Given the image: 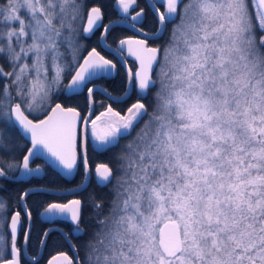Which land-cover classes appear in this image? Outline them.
Segmentation results:
<instances>
[{
  "label": "snow or ice",
  "instance_id": "1",
  "mask_svg": "<svg viewBox=\"0 0 264 264\" xmlns=\"http://www.w3.org/2000/svg\"><path fill=\"white\" fill-rule=\"evenodd\" d=\"M137 3L117 0L124 20ZM154 11V33L142 27L141 9L129 25L139 37L118 38L110 46L101 35L115 61L138 62V70L129 67L127 86L139 98L123 114L109 103L93 119L96 92L122 102L93 84L117 69L85 42L101 27V6L87 0H0V264H41L57 231L70 243L67 232L49 227L29 256L27 197L54 192L47 185L29 187L10 205L8 186L43 176V168L32 167L36 158L68 178L82 167L87 181L93 175L90 142L94 150L112 152L109 163L94 169L108 193L41 203L42 220L70 221L74 234L86 237L70 244L71 257L60 252L46 264H264V115L258 107L250 122H242L237 101L221 91L232 87L229 65L238 51L255 67L252 80L264 97V0H185L182 7L180 0H166V13ZM176 17L169 39L153 45ZM85 88L87 114L72 103ZM226 114L236 119L225 123ZM20 207L23 214L13 211ZM86 207L92 227L81 233ZM157 209L179 238L170 254L162 253L152 235Z\"/></svg>",
  "mask_w": 264,
  "mask_h": 264
},
{
  "label": "flooded vegetation",
  "instance_id": "2",
  "mask_svg": "<svg viewBox=\"0 0 264 264\" xmlns=\"http://www.w3.org/2000/svg\"><path fill=\"white\" fill-rule=\"evenodd\" d=\"M117 0H113L111 2V6H106L107 8H103L102 9V21H101V27H99L98 29L95 30L94 34L91 36L90 39H87L88 43V49L90 50L91 47H96L97 50L99 52H101V54L105 55L107 58L109 59H113L115 61V57H113L107 50H105L101 43H100V37L103 33L104 27L113 21H121L124 22L126 24H130L131 23V15H135L136 12L140 11L141 9H144L145 15L143 17V21H142V27L146 30H148L150 33H154L155 31H157L158 25H157V15L156 13L153 11V9L151 8V6L149 5V3L147 2V0H138V3L136 6H134L133 8L130 9V13L131 15H129L127 17V20H124V16L125 14L122 12V10L119 8L118 9L115 8V3ZM185 2V0H180L181 3V7L183 6V3ZM155 7H159L161 12H165V6L164 4L160 3V2H153ZM109 11V12H108ZM108 12V13H107ZM86 20V18H85ZM179 23V17H176L175 19H173L171 22L167 23L164 31L162 32V34L158 37L155 38L151 41V43L153 45H160L163 44L165 41H167L169 39V34L171 29L173 28L174 24ZM85 24V21L84 23ZM107 44L110 46H115L116 42L118 40V38H128V37H133V38H137L139 37V35L134 32L131 31L129 28H127L126 26H122V25H118L115 26L113 28H111L107 35ZM86 55V52H85ZM130 63L127 65V68L129 70V67L132 68L133 71H135L137 69V64L135 61L129 59ZM117 63V69L115 71V74L110 77V78H105V77H101L96 79L93 84L94 85H100L102 88H107L109 90H111V92L113 93V95L116 96H120L122 94L125 93V91L127 90V70L125 68L124 65H121L119 63V61H115ZM157 71V66L154 69L153 72V76H155ZM121 75H124L125 78V86L121 88L120 86V77ZM93 84H89L88 87H91ZM87 88L85 89V92H83L80 96H84L87 97ZM115 92H118L117 94ZM151 92H149L147 94V96L144 98H148ZM79 96V95H77ZM96 96V100H97V104H96V112L95 114L92 116V118H95V115H98L99 112L101 110H103V108H106L108 106L109 103H111V101L105 99L104 95L101 92H96L95 93ZM139 98V92L136 90L135 87H132V91L131 94L129 95V97L120 102H113L116 104V107H114V105L112 104V106L114 107V109L119 110L120 112L125 110L126 105L129 103L130 100H132L131 104L136 102ZM143 99V100H144ZM103 102V107L101 106L100 102ZM130 104V105H131ZM129 105V106H130ZM120 107V108H118ZM85 114H87V108L84 109L83 111ZM91 126L89 125V128ZM82 128V126H81ZM104 152V151H103ZM99 150H94L91 147V142L89 143V151H88V158L91 162L92 168H93V175L92 177L89 178V183L93 182L95 183L97 186L102 187L100 185L97 184L96 178H95V174H94V169L95 166L99 163H102L99 159L100 155L103 153ZM36 166H40L41 168L44 169L45 174L41 177V178H35L32 177L31 179L28 180V182L24 183V182H18V183H23V187L29 188V187H33V186H43L46 184H43V181L45 180L46 183L48 180H58V179H62L64 181V184L62 186H60L61 188H52L53 190H66V189H73L78 187L84 180V176H83V168L81 167V169L79 171H77L75 173L74 178L71 181H66L65 179L61 178V176L54 172L51 168H49L42 160L40 159H35L33 161L32 167H36ZM66 181V182H65ZM75 181H81V183H77ZM65 183H68V185H66ZM88 183V185H89ZM49 184V183H48ZM47 184V185H48ZM87 185V186H88ZM84 188L83 190L73 193V194H69V195H51V194H42V195H47L49 197V201L48 202H64L67 203L68 201H70L71 199L74 198H79L82 200H85V190L87 189ZM24 189V190H25ZM41 194H34L33 196L30 195L27 198V202L31 207V212H32V236H31V242L29 243V245L27 246L26 252L27 254L30 256L33 253L36 252V248H35V244L37 239L39 238V236L42 234V232L49 228V227H54V228H58L60 230H63L65 232H67L69 234L68 239L70 243H66L63 239V237L60 235V232H54L50 237H49V242L47 247L43 250V259L41 261V264H46L47 259L51 258V255H57L60 252H64L66 254H68L70 257L73 255L74 252V248L71 245H80L82 243V241L85 239L84 235H77L74 234L73 229L74 226L70 223V222H65V221H54V222H45L42 221L40 218V213L43 211V208L40 207L41 204H39V202L37 200L40 199ZM39 204V205H38ZM36 208H38V212L36 211ZM15 210H19L21 211V213H24V209L22 207H20L19 209H14ZM86 208H85V213H86ZM86 215V214H85ZM87 228L85 223L84 225L81 227V233L84 232V229ZM23 240V233L21 232V242Z\"/></svg>",
  "mask_w": 264,
  "mask_h": 264
},
{
  "label": "rangeland",
  "instance_id": "3",
  "mask_svg": "<svg viewBox=\"0 0 264 264\" xmlns=\"http://www.w3.org/2000/svg\"><path fill=\"white\" fill-rule=\"evenodd\" d=\"M86 16L84 17L83 23L85 21ZM221 22L224 25V34L225 36L229 35V28L230 25L227 22V17H222ZM233 62L229 65V78L232 81V87L225 86L221 89L222 92H227L231 94L233 99L237 101L236 106L239 108V112L237 113V116L240 118L241 116L245 121L250 122L251 119V112L253 111L251 107L256 108V106H252L251 100L254 96L260 97V100L264 97H262L256 87V84L253 82L252 77L257 75V71L253 65H249L246 63V61L240 56V53L238 51L232 52ZM238 61V62H237ZM67 81H65L66 83ZM249 83H252L251 89H255L253 91H250ZM257 91V92H255ZM257 93V94H255ZM214 103L218 104L221 108H223V104L220 101H214ZM257 105V104H256ZM251 106V107H250ZM126 110V109H125ZM124 111L121 113L123 114ZM236 117L231 116L230 114H226L224 117L225 123H231L230 119H235ZM14 210V209H13ZM158 212V219L159 224L157 225L156 229H151L152 235L156 237V245H157V233L158 228L161 223L166 221V218ZM10 219V218H9ZM152 224H156L155 220L151 221ZM158 247V245H157Z\"/></svg>",
  "mask_w": 264,
  "mask_h": 264
},
{
  "label": "trees",
  "instance_id": "4",
  "mask_svg": "<svg viewBox=\"0 0 264 264\" xmlns=\"http://www.w3.org/2000/svg\"><path fill=\"white\" fill-rule=\"evenodd\" d=\"M112 1L113 0H87L88 4L90 6L91 5H99V6H101V9H103V8L106 9L107 8L106 6H109L110 7L111 6L110 4H111ZM85 42H86L87 46H88V43H90V42H87V41H85ZM120 78H121L120 79V81H121L120 82V86L122 88V87L125 86V78H124V75H121ZM249 90L250 91H253L255 89H253V88L251 89L250 88ZM255 92H257V91H255ZM115 93L117 94L118 92H115ZM255 94H257V93H255ZM84 98H85L84 96H80V95L79 96H74L73 97V100H72L73 106H77L82 111H84V109L86 108L85 107V104H84ZM135 100H137V99H135ZM151 100H152V93H150L149 97L146 98V99H144L142 102H144L146 104H150L151 103ZM131 102H132V100L129 101V103L126 105L125 109L131 104ZM111 103L114 105V107H116V104L115 103H113V102H111ZM251 103H252V106H256V108L250 106L253 111L256 110L259 107L261 109L259 115H264V99L263 98H262V100H260V97L254 96L252 98V100H251ZM118 108H120V107H118ZM230 120L231 121H234L233 119H230ZM240 120L242 122H245V120L243 119L242 116L240 117ZM120 143L121 144L125 143V140L122 139L120 141ZM112 151L114 152V151H116V149L113 148ZM111 155H112V152L104 151L100 155L99 159H100V161L102 163H109L110 162ZM75 182H77L78 184L81 183V181H75ZM43 184H46V185L48 184L47 186H51V188L56 189V188H61L60 186H62L64 184V181L62 179H58V180H55V181L54 180H48L47 183H46V181L44 180L43 181ZM65 184L68 185V183H65ZM23 186H24L23 183H18V182L12 183L10 186H8L7 196H8V200H9V204L10 205L13 204L18 199V194L21 193V192H23V190L25 189ZM90 193H95L99 197H104L108 193V188H106V187H99L95 183L90 182L89 185L87 186V189L85 190V193H84L86 195L85 196V201L87 200V197H88V195ZM39 196H40V199L37 200L39 202V204H41L42 202H48L49 201V197L47 195H42L41 194ZM40 207H41V205H40ZM86 210L87 211L85 213L86 215H85V222L84 223H85L86 227L88 228V230L90 231L92 225H91L90 220L88 219V216H89V212L91 211V209H89V208L86 207ZM35 212H38V208H36V211Z\"/></svg>",
  "mask_w": 264,
  "mask_h": 264
},
{
  "label": "water",
  "instance_id": "5",
  "mask_svg": "<svg viewBox=\"0 0 264 264\" xmlns=\"http://www.w3.org/2000/svg\"><path fill=\"white\" fill-rule=\"evenodd\" d=\"M147 2L149 3V5L151 6V8L153 9V11H154V9L156 8L155 7V5H154V3L153 2H160V3H162V0H147ZM162 4H164V6H165V13H166V0H164V2L162 3ZM115 8L116 9H118V4H117V1H116V3H115ZM155 12V11H154ZM101 21H102V19H101ZM101 21H100V24H101ZM87 25V17H86V20H85V24H84V26H86ZM110 25V27L108 28V30H107V32L105 31V27L106 26H109ZM120 26V25H122V26H126L127 28H129L131 31H134V32H136L135 30H133L129 25L130 24H126V23H124V22H121V21H113V22H110V23H108L105 27H104V30H103V33L102 34H104V35H107V33H108V31L111 29V28H113V27H115V26ZM138 35H140V33H138V32H136ZM162 34V33H161ZM103 47V46H102ZM104 48V47H103ZM105 49V48H104ZM106 50V49H105ZM125 55H126V52H125ZM129 59H131V60H133L134 61V59L133 58H129ZM136 62V61H135ZM136 64H137V69L136 70H138V67H139V65H138V62H136ZM125 66V68H126V70H127V72H128V68H127V65H124ZM155 67H156V65H154V68H153V71H152V73H151V75L153 74V72H154V69H155ZM116 71V70H115ZM115 74V72L113 73V75ZM112 75V76H113ZM111 76V77H112ZM107 78H110V77H107ZM98 79V78H97ZM68 83V82H67ZM66 83V84H67ZM97 88H102L100 85H95ZM91 87H93V85L91 86ZM86 89V88H85ZM85 89H84V91L83 92H85ZM137 90V89H136ZM127 92H128V95L127 96H125L124 94H122V95H120V96H117V97H120L121 98V100L122 101H124V100H126L128 97H129V95L131 94V91H132V88H129V87H127V90H126ZM138 91V90H137ZM86 93H87V95H88V92L86 91ZM103 94V93H102ZM114 96H116V95H114ZM111 102H113V101H111ZM83 127V126H82ZM29 146H30V144H29ZM36 159H40V160H42L43 162H44V160H43V158H36ZM35 160V159H34ZM45 163V162H44ZM49 168H51L49 165H47ZM37 167V166H36ZM35 168V167H34ZM52 169V168H51ZM53 170V169H52ZM54 172H56L55 170H53ZM57 173V172H56ZM76 173V172H75ZM75 173H74V175L72 176V177H70V178H68V177H63V176H61V178H63V179H65L66 181H71L73 178H74V176H75ZM42 176H40V177H35V178H41ZM29 179H31V178H29ZM20 182H24V183H26V182H28V180H26V181H20ZM88 183H89V179L86 181V180H84L80 185H84V187L83 188H80L79 186L78 187H76V188H73V189H66V190H53V192H54V194H51V195H58V196H60V195H69V194H73V193H76V192H79V191H81V190H83L84 188H86V186L88 185ZM74 189H75V191H74ZM23 208V207H22ZM43 212V211H42ZM40 218H41V216H40ZM41 220H42V218H41ZM42 221H45V220H42ZM45 222H49V221H45ZM68 222H70V221H68ZM178 244H179V238H178V236L176 235V228H175V225H173V224H169V223H167L166 221H164L160 226H159V228H158V233H157V245H158V248L162 251V253L163 254H170L177 246H178Z\"/></svg>",
  "mask_w": 264,
  "mask_h": 264
}]
</instances>
